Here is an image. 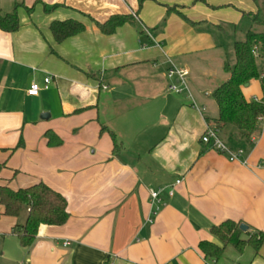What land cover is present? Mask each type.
I'll list each match as a JSON object with an SVG mask.
<instances>
[{
  "label": "crops",
  "instance_id": "1",
  "mask_svg": "<svg viewBox=\"0 0 264 264\" xmlns=\"http://www.w3.org/2000/svg\"><path fill=\"white\" fill-rule=\"evenodd\" d=\"M206 1L209 8L194 0H0V13L17 8L20 23L13 33L0 29V186L44 183L66 198L69 215L23 248L12 231L28 210L14 218L0 204V264H211L198 246H221L213 227L232 220L264 233V121L251 147L232 127L218 133L244 151L245 166L201 141L218 118L212 94L230 77L210 29H222L214 10L222 4ZM243 1H224L229 21L261 11ZM116 16L132 19L104 34L97 24ZM67 20L85 30L56 43L50 26ZM170 61L190 72V94L205 112L188 93L169 91ZM33 84L37 97L28 96ZM243 94L260 100V82ZM48 132L62 144L50 147ZM181 179L156 211L151 191ZM217 264H264V244L242 253L229 246Z\"/></svg>",
  "mask_w": 264,
  "mask_h": 264
},
{
  "label": "trees",
  "instance_id": "2",
  "mask_svg": "<svg viewBox=\"0 0 264 264\" xmlns=\"http://www.w3.org/2000/svg\"><path fill=\"white\" fill-rule=\"evenodd\" d=\"M145 0H139L140 6ZM195 3L207 5L206 0H194ZM29 12L32 9H28ZM177 12V8H168V13ZM258 11L250 15L253 22L264 26V17ZM128 16L110 18L104 24H97L106 35L113 34L117 28L130 21ZM20 27L17 8L13 13L2 15L0 13V29L7 33L16 32ZM85 26L75 20L57 21L51 24L50 31L56 43L83 33ZM254 47H258V55H254ZM235 62L231 66L224 64V70L230 74L227 81L220 84L212 94L218 107V118L209 127L219 133L226 127H232L240 135L244 145L251 147L252 138L259 131V126L264 121V31L249 30L242 41L234 43ZM252 81H259L263 92L260 100H247L243 88ZM50 147L60 146L62 141L53 133H46ZM208 146L212 147V144ZM22 147L20 141L18 148ZM118 149V145H115ZM3 168L0 165V171ZM0 204L4 207V215L19 218L28 210L26 221L13 229L23 248H30L34 243L41 226L61 227L68 219V203L64 196L53 191L44 183L36 184L26 189L13 191L8 187L0 186ZM212 235L218 239L221 246L210 241L200 242L198 248L206 261L217 264L224 256L227 247L232 246L238 253L249 247L258 252L264 244V233L261 231L242 232L240 223L227 220L211 230Z\"/></svg>",
  "mask_w": 264,
  "mask_h": 264
},
{
  "label": "built area",
  "instance_id": "3",
  "mask_svg": "<svg viewBox=\"0 0 264 264\" xmlns=\"http://www.w3.org/2000/svg\"><path fill=\"white\" fill-rule=\"evenodd\" d=\"M254 55H258V47H254L253 50ZM167 79L171 82L169 85V91L174 94H182V93H188V97L192 100V106L198 110L199 112H205V107L199 108L197 103L193 100L190 89L188 85V78L190 76V72L182 67H179L172 63L170 61V67L167 71ZM51 83V78L47 77L44 80L45 89L48 88L49 84ZM40 86L38 84L31 85L28 96L29 97H37L40 93ZM201 141L205 145L212 144V147L222 153H226L230 156V161H240L242 165H247L246 160H240L241 157L244 155V151L242 149H239L236 152H233L218 136V132L213 127H207L206 132L201 138ZM183 180H177L174 185H171L165 189L157 190V191H151L150 197L152 200V203L156 206V211L158 208L162 205V193L167 190L169 196L174 195L175 188L179 185H181ZM156 214V213H155ZM152 220H150V223ZM211 264H214L213 262Z\"/></svg>",
  "mask_w": 264,
  "mask_h": 264
},
{
  "label": "rangeland",
  "instance_id": "4",
  "mask_svg": "<svg viewBox=\"0 0 264 264\" xmlns=\"http://www.w3.org/2000/svg\"><path fill=\"white\" fill-rule=\"evenodd\" d=\"M214 2V0H209ZM225 0H220V4H222L221 7L216 6V9L214 8L216 18H220V25L222 26V29L218 28H212L210 29L213 32V35L216 38V41L219 42L221 45H223L225 49V54L228 63L233 66L235 62L234 57V43L237 41H242L245 38V34L249 30H257V31H264V26H260L259 24L253 22L251 16L249 14L244 15L240 20L238 21H229V13H233L231 10V7H228L227 5H224ZM237 2H244L243 0H236ZM247 4L249 3L252 8L259 7L261 9V17H264V0H245ZM242 3H240L241 5ZM205 5V4H204ZM243 5V4H242ZM207 6V5H206ZM257 6V7H256ZM209 8V6H207ZM211 8V7H210ZM250 8V7H249ZM242 9L245 12H248V8L244 5ZM167 75V74H166Z\"/></svg>",
  "mask_w": 264,
  "mask_h": 264
},
{
  "label": "water",
  "instance_id": "5",
  "mask_svg": "<svg viewBox=\"0 0 264 264\" xmlns=\"http://www.w3.org/2000/svg\"><path fill=\"white\" fill-rule=\"evenodd\" d=\"M248 85H246V87H247ZM48 114H44V115H42V119H45V118H48ZM240 230L242 231V232H244V233H246V232H248V227L246 226V225H244V224H241L240 225Z\"/></svg>",
  "mask_w": 264,
  "mask_h": 264
}]
</instances>
